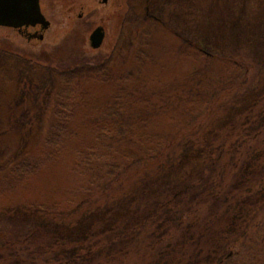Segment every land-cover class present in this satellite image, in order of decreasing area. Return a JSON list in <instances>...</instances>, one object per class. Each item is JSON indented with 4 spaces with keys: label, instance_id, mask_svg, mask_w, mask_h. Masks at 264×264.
<instances>
[{
    "label": "trees",
    "instance_id": "16d2710c",
    "mask_svg": "<svg viewBox=\"0 0 264 264\" xmlns=\"http://www.w3.org/2000/svg\"><path fill=\"white\" fill-rule=\"evenodd\" d=\"M258 40L214 57L229 66L219 78L192 72L181 87L159 92L155 110L146 105L139 115L129 108L118 121L97 120L92 139L75 149L76 169L90 172L68 198L77 194L74 203L0 207V264H264V40ZM89 60H29L42 67L50 85L38 96L53 107L3 115L0 138L20 141L0 150V177L15 170V182L23 183L69 147L75 84L97 78ZM78 68L91 76L73 80ZM31 71L17 90L41 83ZM175 99L183 102L182 120L173 128L155 132L135 123L164 114ZM10 196L0 191V198Z\"/></svg>",
    "mask_w": 264,
    "mask_h": 264
},
{
    "label": "rangeland",
    "instance_id": "374dc122",
    "mask_svg": "<svg viewBox=\"0 0 264 264\" xmlns=\"http://www.w3.org/2000/svg\"><path fill=\"white\" fill-rule=\"evenodd\" d=\"M41 5L51 23L42 41H28L13 29L0 26V119L9 109L25 107L27 112L37 113L53 107L49 99L39 98L50 84L41 78L45 73L37 62L77 64L82 58L90 59L85 61L92 65L87 70L97 78L75 84L80 87L74 89L77 95L71 103L69 147L23 183L15 182V170L2 174L0 191L11 196L0 198V207L26 200L71 205L79 196L68 198L78 185H84L90 172L85 169L84 176L76 169L75 149L92 139L97 120L118 121L129 108L139 115L146 105L155 110L159 92L181 87L192 72L215 80L229 66L214 57L243 50L248 44L259 43L258 38L264 40V0H41ZM156 6L164 12V7H174L161 15ZM99 26L104 27L106 36L101 47L93 48L90 36ZM247 26L250 35L245 32ZM195 45L200 50L190 52L189 47ZM206 49L215 53H206ZM248 51L251 53L252 47ZM100 58L103 62H96ZM28 71L41 83L32 88L30 83L29 87L22 84L17 90ZM73 75L91 76L79 68L71 74L72 79ZM179 104L183 102L169 100L164 114L137 117L135 123H145L155 132L167 125L173 128L182 120ZM37 134L40 136V131ZM19 141L16 135H6L0 138V150L10 152ZM13 182L14 189L10 186Z\"/></svg>",
    "mask_w": 264,
    "mask_h": 264
},
{
    "label": "water",
    "instance_id": "95a60500",
    "mask_svg": "<svg viewBox=\"0 0 264 264\" xmlns=\"http://www.w3.org/2000/svg\"><path fill=\"white\" fill-rule=\"evenodd\" d=\"M108 0H102L107 2ZM41 24L43 29L50 21L43 14L40 0H0V25L21 27L23 25ZM106 31L103 26L97 27L90 36L91 46L99 48L104 42ZM43 38V35H40Z\"/></svg>",
    "mask_w": 264,
    "mask_h": 264
},
{
    "label": "flooded vegetation",
    "instance_id": "af4514ba",
    "mask_svg": "<svg viewBox=\"0 0 264 264\" xmlns=\"http://www.w3.org/2000/svg\"><path fill=\"white\" fill-rule=\"evenodd\" d=\"M43 10V9H42ZM15 32L25 37L28 41L40 39V35H44L45 30L42 29L40 24L37 25H23L21 27L11 26ZM42 41V40H41Z\"/></svg>",
    "mask_w": 264,
    "mask_h": 264
}]
</instances>
